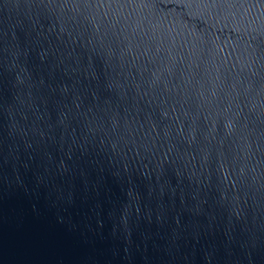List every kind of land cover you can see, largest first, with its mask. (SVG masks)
Here are the masks:
<instances>
[{
  "label": "water",
  "instance_id": "water-1",
  "mask_svg": "<svg viewBox=\"0 0 264 264\" xmlns=\"http://www.w3.org/2000/svg\"><path fill=\"white\" fill-rule=\"evenodd\" d=\"M0 264H264V0H0Z\"/></svg>",
  "mask_w": 264,
  "mask_h": 264
}]
</instances>
